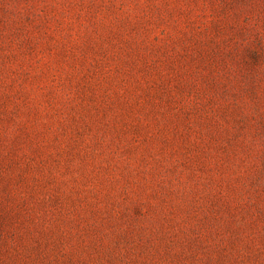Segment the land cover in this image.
I'll use <instances>...</instances> for the list:
<instances>
[{"label": "rangeland", "instance_id": "374dc122", "mask_svg": "<svg viewBox=\"0 0 264 264\" xmlns=\"http://www.w3.org/2000/svg\"><path fill=\"white\" fill-rule=\"evenodd\" d=\"M0 264H264V0H0Z\"/></svg>", "mask_w": 264, "mask_h": 264}]
</instances>
